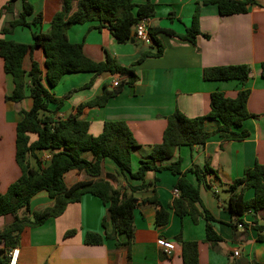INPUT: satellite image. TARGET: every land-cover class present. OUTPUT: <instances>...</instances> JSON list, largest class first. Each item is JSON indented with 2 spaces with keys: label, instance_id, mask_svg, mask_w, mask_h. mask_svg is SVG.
<instances>
[{
  "label": "crops",
  "instance_id": "obj_1",
  "mask_svg": "<svg viewBox=\"0 0 264 264\" xmlns=\"http://www.w3.org/2000/svg\"><path fill=\"white\" fill-rule=\"evenodd\" d=\"M34 7V15L42 22L32 30L18 27L11 34L2 31L9 23L17 19L22 12V0H16L13 10L3 12L9 0H0V39L32 44V31L48 30L53 16L60 10L62 0H29ZM155 5V16L148 18L153 28L169 29L177 34H184L193 24L195 16L201 35L197 43L192 44L177 37L158 33L157 38L164 47L163 55L158 58H146L141 64L134 65L145 52L155 53L156 45H145L135 38L125 44L117 43L107 30H98L97 22L76 24L68 31L71 43L82 44L87 57L96 61L113 58L123 67H132L138 76L134 86H123L122 91L110 99L106 106L84 108L81 120L90 123L89 133L99 136L107 121H124L134 134L140 148L132 156V171L137 172L140 162L160 144L167 127V118L179 109L189 118L203 117L210 111L211 94L223 92L228 98H235L239 91H250L248 108L255 117L244 121L235 131H247L248 137L242 141H225L219 135L211 136L204 145L181 147L175 156L164 162L171 165L182 159L181 169L187 173V179L199 187L202 209L214 217V230L222 237L217 250L205 242L206 221L200 217L195 224L190 216L180 218L170 208L175 199L174 190L178 177L170 171H150L144 181L133 178L128 173L120 172L110 159L102 163V178L110 182L115 189L129 190V187L147 185L136 192L137 207L135 216V240L131 250L125 245L117 246L116 241H106L103 245L91 246L85 243L87 233H111L112 226L103 228V221L108 216V206L99 198L87 194L80 202L67 206L63 215L51 218L36 228H27L21 234L17 247V264H183L181 243L195 241L199 244V264H264V231L253 229L251 224L258 221L264 226V210L248 212L236 217L229 209V188L247 169L257 163L264 166V78L261 65L264 63V0H254L245 14L222 16L215 0H150ZM147 0H135L144 4ZM208 36V37H205ZM34 59L45 70V54L37 49ZM229 65H248L251 77L244 85L239 81H206L204 70L212 67ZM26 71L31 69V59L24 60ZM117 75L91 73L68 74L51 90L56 97H63L69 91L81 88L94 80V85L76 92L65 101L56 117L67 119L76 113L81 104L90 102L103 94L104 85L113 90L112 82ZM13 91V82L5 73L4 61L0 58V194L15 182L20 174L16 163V126L21 121L20 110H29L32 100L27 91L26 99L21 104L6 101V95ZM51 110L55 106L50 107ZM217 120H206L205 129L214 133L220 127ZM37 140L31 135V141ZM52 155L49 151L37 152L43 168ZM85 158L93 159L91 153ZM32 159V167H37ZM197 166L203 176L199 182L191 169ZM210 168V170H208ZM92 178L85 172L70 171L65 176L68 187L77 182ZM255 190L245 193V200H252ZM157 198L162 206L171 210L170 222L165 227L156 224L157 207L149 200ZM46 191L38 193L31 201V212H40L53 206ZM242 219L248 227H233ZM13 221L12 216L0 218V229ZM75 234L66 237L68 231ZM259 237L263 238L262 240ZM167 239L176 245L172 255L158 246L157 240ZM118 241L125 243L127 236L118 235ZM234 251L240 256L234 257Z\"/></svg>",
  "mask_w": 264,
  "mask_h": 264
},
{
  "label": "trees",
  "instance_id": "obj_2",
  "mask_svg": "<svg viewBox=\"0 0 264 264\" xmlns=\"http://www.w3.org/2000/svg\"><path fill=\"white\" fill-rule=\"evenodd\" d=\"M16 0H9L3 12L13 10ZM222 16L245 14L254 0H215ZM23 8L19 17L3 29V34H11L16 28L33 29L41 24L42 18L34 15V7L29 0H22ZM155 16V5L147 0L137 4L135 0H62L60 10L53 16L48 30L32 31L33 43L23 44L0 39V58L4 61V70L13 82V91L6 95V101L21 104L27 97L32 100L29 110L21 109V121L16 126V163L20 168L19 178L13 182L4 194H0V218L12 216L13 221L0 229V264H10L9 252L20 244L21 234L27 228H36L51 218L64 214L70 204L78 203L84 195L90 194L99 198L108 206V216L103 221V228L112 226V232L105 234L87 233L85 243L96 246L106 241H116L117 246L125 245L129 249L135 240V216L137 207L136 192L147 185L129 187V190L115 189L110 182L102 178V163L105 159L112 160L120 172L128 173L137 180L144 181L148 172L170 171L178 177L176 189L179 197L172 203L171 210L180 218L190 216L195 224L200 217L206 221L205 242L215 250L223 241L214 230V217L206 209H202L199 187L187 179V173L181 169L182 159L171 165H164L166 160L175 156L181 147L194 148L204 145L213 135H219L225 141L245 140L247 131H235L244 121L255 117L250 113L248 101L250 91L243 89L235 98H228L223 92L211 94L210 111L203 117L189 118L179 109L167 118V127L160 144L154 145L151 153L141 160L137 172L132 171V156L140 148L128 124L124 121H107L99 136L89 133L90 123L81 120L84 108L104 107L110 99L116 97L123 86H134L138 76L132 67H123L113 58L96 62L86 56L82 44L71 43L68 37L69 29L76 24L97 22V29H107L117 43L125 44L132 40L136 25ZM149 32L157 46L155 53L145 52L134 65L141 64L146 58H158L163 55L164 47L157 38L158 33L177 37L180 40L197 43L201 35L197 16L193 24L184 34H177L169 29L150 27ZM208 37V36H205ZM37 49L45 54V70L34 59ZM29 56L31 69L26 71L24 60ZM251 67L248 65H229L212 67L204 70L206 81H239L246 84L251 77ZM91 73L95 76L103 74L117 75L121 84L113 90L104 85L103 94L94 100L81 104L76 113L67 119L56 117L65 101L76 92L89 89L94 80L81 88H76L63 97H56L51 90L55 88L68 74ZM261 76L264 78V63L261 65ZM51 106H55L51 110ZM206 120H217L220 127L210 133L205 129ZM31 135L37 140L31 141ZM49 151L52 157L48 166L43 168L37 157V152ZM87 153L93 155L90 161L85 158ZM37 161V167L31 165V160ZM210 170V168H208ZM70 171L85 172L91 180L77 182L68 187L65 176ZM211 171V170H210ZM198 181L203 176L197 166L191 169ZM255 190L252 200H245V193ZM46 191L54 204L40 212H31V201L40 192ZM229 209L238 218L254 211L264 210V166L257 163L247 169L242 178L236 179L229 188ZM157 207L156 224L165 227L169 224L171 210L165 209L157 198L149 200ZM246 224L238 219L233 227ZM253 229L263 232L264 226L254 221ZM75 231H68L70 237ZM125 234L127 241H118V235ZM259 239H263L259 237ZM181 243L183 264H199V244L195 241H184L182 236H176Z\"/></svg>",
  "mask_w": 264,
  "mask_h": 264
},
{
  "label": "built area",
  "instance_id": "obj_3",
  "mask_svg": "<svg viewBox=\"0 0 264 264\" xmlns=\"http://www.w3.org/2000/svg\"><path fill=\"white\" fill-rule=\"evenodd\" d=\"M149 29H150V26L148 24V19H144L136 25L134 35H135V38L139 40L141 43L151 46L155 44L149 32ZM120 84H121V78L117 77V79L112 82V88L113 89L118 88ZM51 157L52 155L48 156L46 158V161L51 160ZM174 193L175 195L178 196L179 190L175 189ZM157 244L158 246H160L161 248L165 250L167 255H172V253L175 251V248H176V245L173 242L167 239H163V238L157 240ZM18 255H19V250L17 248H14L9 252L10 264H17ZM233 255L234 257L237 258L240 256V253L239 251H234Z\"/></svg>",
  "mask_w": 264,
  "mask_h": 264
},
{
  "label": "water",
  "instance_id": "obj_4",
  "mask_svg": "<svg viewBox=\"0 0 264 264\" xmlns=\"http://www.w3.org/2000/svg\"><path fill=\"white\" fill-rule=\"evenodd\" d=\"M242 264H248L246 260H244V262H242Z\"/></svg>",
  "mask_w": 264,
  "mask_h": 264
}]
</instances>
